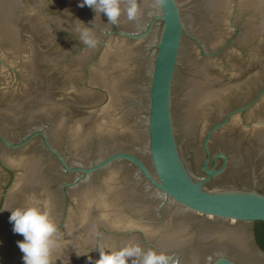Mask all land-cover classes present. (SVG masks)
I'll use <instances>...</instances> for the list:
<instances>
[{
    "label": "clouds",
    "instance_id": "clouds-1",
    "mask_svg": "<svg viewBox=\"0 0 264 264\" xmlns=\"http://www.w3.org/2000/svg\"><path fill=\"white\" fill-rule=\"evenodd\" d=\"M124 3L125 7H121ZM80 7L87 6L95 14H103L108 23L115 25L122 15L129 21L140 15L137 0H82ZM78 29L79 40L89 48L96 47L98 41L94 30L84 23ZM9 223L13 234L23 237L17 247L23 254V264H53V253L59 247L58 229L49 211L39 204H30L10 211ZM99 259L96 264H173V257L154 250H143L139 245L129 244L118 250L104 251L98 248Z\"/></svg>",
    "mask_w": 264,
    "mask_h": 264
}]
</instances>
